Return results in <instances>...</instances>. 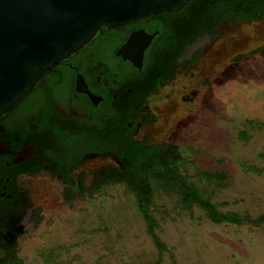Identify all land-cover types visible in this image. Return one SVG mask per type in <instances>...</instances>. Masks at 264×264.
Instances as JSON below:
<instances>
[{"label":"rangeland","instance_id":"obj_1","mask_svg":"<svg viewBox=\"0 0 264 264\" xmlns=\"http://www.w3.org/2000/svg\"><path fill=\"white\" fill-rule=\"evenodd\" d=\"M196 51V63L154 99L158 121L141 135L177 150V173L217 212L251 222L213 224L158 187L152 227L123 184L68 204L52 192L40 225L18 245L23 264H264V23H222L184 58ZM219 172L223 184L206 180Z\"/></svg>","mask_w":264,"mask_h":264},{"label":"flooded vegetation","instance_id":"obj_2","mask_svg":"<svg viewBox=\"0 0 264 264\" xmlns=\"http://www.w3.org/2000/svg\"><path fill=\"white\" fill-rule=\"evenodd\" d=\"M205 1L194 0L187 12L180 13V9L167 19L150 18L100 33L83 50L52 68L16 107L0 116V264L14 259L23 263L18 245L25 231L28 234L40 225L46 197L57 196L52 192H60L58 197L66 204L82 198L81 192H98L94 180L99 170L123 172L127 168L128 140L143 147L167 144L150 143L141 133L158 121L154 99L181 67H188L181 63L167 79L169 69L158 74L163 57L159 28L192 17ZM251 21L264 23L261 17L247 22ZM139 30L155 36L137 68L118 52L131 33ZM205 37L187 46L177 62L191 60L195 52L186 59L185 52ZM97 161L106 164L84 170Z\"/></svg>","mask_w":264,"mask_h":264},{"label":"water","instance_id":"obj_3","mask_svg":"<svg viewBox=\"0 0 264 264\" xmlns=\"http://www.w3.org/2000/svg\"><path fill=\"white\" fill-rule=\"evenodd\" d=\"M190 0H0V116L100 33L174 13ZM155 34L131 33L118 55L140 68Z\"/></svg>","mask_w":264,"mask_h":264},{"label":"trees","instance_id":"obj_4","mask_svg":"<svg viewBox=\"0 0 264 264\" xmlns=\"http://www.w3.org/2000/svg\"><path fill=\"white\" fill-rule=\"evenodd\" d=\"M191 2L185 5L180 13L187 12L192 6ZM166 16L171 17L172 13L162 12L152 18L163 17L167 19ZM255 17L264 19V0H206L204 5L192 17L184 18L176 26L170 24L167 29L163 26L159 28L158 38L161 39V45H163V57L159 59L160 72L158 71V74L169 69L170 74L165 77L166 79L171 78L175 73V69L180 67L181 63L186 67L196 63L200 55L199 51L193 54L191 60H183L180 63L177 60L182 59L185 48L194 44L197 38L202 36L212 38L219 23H229L232 20L237 24L250 21ZM167 21H170V19L168 18ZM129 25L132 26L133 24ZM138 27H143V25L141 24ZM154 30L155 28L148 30V32ZM168 31L173 32L168 33ZM157 90L158 88L155 89L154 93ZM242 134L245 136L244 133ZM126 145L127 168L123 172L116 168L113 171L107 170V168L101 169L96 173L94 183L97 185V191L116 184L125 185L136 198L139 210L149 221V226L152 227L154 224V220L150 216V209L153 206L155 187L163 190L166 194L180 196L182 205L187 210L198 206L213 224L226 223L240 226L251 222L250 218L241 217L238 214H221L217 212L209 197L188 184L184 177L176 171L180 156L172 145L161 144L143 147V145L129 140ZM205 177L207 181L215 180L219 185L227 180V174L224 172L205 175ZM81 193L83 196H87L88 193L95 194L98 192ZM156 243L159 245L158 240H156ZM9 264L23 263L14 259Z\"/></svg>","mask_w":264,"mask_h":264}]
</instances>
